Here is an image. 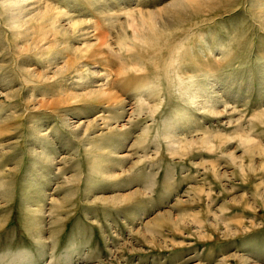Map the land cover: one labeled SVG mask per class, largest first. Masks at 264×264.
<instances>
[{"label":"rangeland","instance_id":"374dc122","mask_svg":"<svg viewBox=\"0 0 264 264\" xmlns=\"http://www.w3.org/2000/svg\"><path fill=\"white\" fill-rule=\"evenodd\" d=\"M0 264H264V0H0Z\"/></svg>","mask_w":264,"mask_h":264},{"label":"bare ground","instance_id":"6f19581e","mask_svg":"<svg viewBox=\"0 0 264 264\" xmlns=\"http://www.w3.org/2000/svg\"><path fill=\"white\" fill-rule=\"evenodd\" d=\"M30 0H15V2H29ZM77 72V69H75V73Z\"/></svg>","mask_w":264,"mask_h":264}]
</instances>
